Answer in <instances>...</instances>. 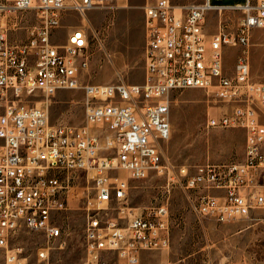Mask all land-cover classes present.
Instances as JSON below:
<instances>
[{
	"label": "built area",
	"instance_id": "built-area-1",
	"mask_svg": "<svg viewBox=\"0 0 264 264\" xmlns=\"http://www.w3.org/2000/svg\"><path fill=\"white\" fill-rule=\"evenodd\" d=\"M123 0H13L15 11H35L39 21L26 38L12 41L0 27V249L3 264H29L25 249L13 240L20 230L45 237L36 264H53L51 251L64 249L69 234L73 179L93 182L83 197L87 215L81 264H141L142 254L167 250L172 227L167 201L135 213L128 205V171L133 179L152 173L163 189L179 188L200 218L227 223L264 209V82L251 75V37L264 29V0L232 5L212 0L175 5L153 0L145 6V79L138 83L82 84V76L104 30L84 22L89 12ZM230 10L231 22L207 31V16ZM81 16L62 43L57 29L67 15ZM227 47L239 48L235 65L226 67ZM83 88L86 125L51 124L48 110L28 101ZM201 88L226 107L209 114L206 129L245 131L242 160L199 164L172 163L164 145L172 134L169 93ZM119 110L105 106V98ZM101 128L92 133L90 126ZM100 138L104 144L100 145Z\"/></svg>",
	"mask_w": 264,
	"mask_h": 264
},
{
	"label": "rangeland",
	"instance_id": "rangeland-1",
	"mask_svg": "<svg viewBox=\"0 0 264 264\" xmlns=\"http://www.w3.org/2000/svg\"><path fill=\"white\" fill-rule=\"evenodd\" d=\"M204 0H172L175 5L201 3ZM244 0H212L214 4L232 5ZM153 0H123L107 4L89 12L92 28L104 30L103 41L97 45L82 76V84L138 83L145 79V6ZM0 27L11 28L12 41H23L26 29L35 25L39 18L35 11H15L13 0H0ZM232 23L238 14L224 11L207 16V31L213 33L220 18ZM81 16L67 15L57 29L58 43L65 40L67 33L83 23ZM251 75L256 81L264 82V29H255L251 37ZM239 48L227 47L225 63L232 70ZM85 92L83 88L60 91L52 98L31 95L28 101L49 112L50 123L86 125ZM172 134L164 145L165 156L178 165L199 164L207 160L227 162L242 160L245 153V131L241 128L206 129L209 114H218L226 109L211 101L204 89L185 88L169 93ZM92 133L101 128L90 126ZM104 138H100V145ZM122 176L129 181L128 205L135 213L163 201L169 204L172 227L171 246L167 250L144 252L141 264H264V209L249 216L227 223L211 218H200L188 205L183 190L174 188L170 193L163 189L164 178L152 173L145 179H133L128 171ZM94 194L92 180L86 175L73 179L69 198V210L64 213L65 228L69 234L64 249L51 251L53 264H81L84 256V230L87 215L84 196ZM45 237L39 232L20 230L13 244L24 247L29 264H36L37 251ZM5 252L0 249V264ZM114 264V259H109Z\"/></svg>",
	"mask_w": 264,
	"mask_h": 264
},
{
	"label": "bare ground",
	"instance_id": "bare-ground-1",
	"mask_svg": "<svg viewBox=\"0 0 264 264\" xmlns=\"http://www.w3.org/2000/svg\"><path fill=\"white\" fill-rule=\"evenodd\" d=\"M2 8H4V6H0V9ZM105 106H111V110H119V102H113V97L105 98Z\"/></svg>",
	"mask_w": 264,
	"mask_h": 264
}]
</instances>
